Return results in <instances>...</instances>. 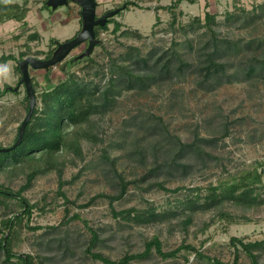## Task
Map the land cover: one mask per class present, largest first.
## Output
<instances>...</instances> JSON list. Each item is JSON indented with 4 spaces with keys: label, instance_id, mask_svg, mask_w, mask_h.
Wrapping results in <instances>:
<instances>
[{
    "label": "rangeland",
    "instance_id": "rangeland-1",
    "mask_svg": "<svg viewBox=\"0 0 264 264\" xmlns=\"http://www.w3.org/2000/svg\"><path fill=\"white\" fill-rule=\"evenodd\" d=\"M11 1L27 7L28 12L23 21L13 19L0 23V56L13 53L19 57L24 51L27 52L24 58L30 55L46 58L48 52L58 48L59 42L71 39L83 30L85 14L77 33L73 29L78 22L68 15L70 8L71 13H75V10L78 12L79 5L70 6L62 0ZM97 1L98 13L116 9H120V12L112 17L108 28L102 30L99 37L101 41L94 48L91 49L89 41H85L57 64L47 68L30 67L37 93L71 75L104 85L109 77L110 59L121 57L129 45L140 47L144 54L163 49H168L170 54L174 47L184 58L197 63V54L211 38V33L205 26L197 28L198 24L195 26L197 29L185 33L181 31L180 25L192 23L197 16L205 22L208 12L216 15L214 28L218 37L242 38L244 41L255 37L264 39V0H196L195 3L182 0L176 6L172 5L176 0ZM169 5L172 8H166ZM174 14L177 19L175 31L171 28ZM116 21L122 25L117 31L114 30ZM33 33H38L39 37L31 39L30 34ZM174 40L178 45L173 44ZM234 58L233 63L238 64L242 57ZM64 65L66 69H63ZM21 75L17 60L0 62V86H19V92L11 90L0 98V146L3 147L14 142L18 127L28 112L26 86L19 84ZM198 80L199 76L190 73L181 79L173 78L171 85L152 86L145 91H124L109 111L95 115L103 141H83L85 158L81 160L75 157L76 163L69 161L64 169L63 178L67 183L63 189L71 202L66 203L57 193L59 175L56 171L38 175L22 194L30 203L38 205L33 208L30 218H24L25 225L29 226L24 225L14 237V251L33 254L37 264H106L92 258L87 252L92 237L88 227H92L100 234L93 251L102 252L113 260L127 252L143 250L144 242L158 235L165 250L174 249L183 243L192 244L206 255L231 264L235 258L232 236L244 241L263 240L264 205L248 211L247 214L252 217L248 222L237 218L229 223L228 219L218 216L219 207L196 211L186 230L180 222L185 217L182 212L184 208H178L177 205L187 194H192L188 188L199 186L203 200L209 193L210 185L233 182L256 166L261 171L263 167L260 164L264 163V79L234 78L232 82L223 83L211 92L202 90L197 84ZM139 107L162 115L170 132L179 135L184 142L193 141L196 132L200 136L216 137L217 140L212 144L204 145L211 154L206 156L207 165L202 166L200 159L193 154L188 161L195 166L187 174L161 171L142 178L151 164L139 165L126 157L132 135L126 120ZM105 148L116 158V167L125 177L135 180L126 195L114 202L117 210L129 207L143 210L155 206L157 211L178 209V215L170 221L146 225L113 216L109 200L104 197L82 206L98 193L117 191L110 183L109 177L113 172L101 157ZM26 178L24 173L10 174L7 169H0V184L12 189L14 195ZM157 180L165 181L164 185L169 189L181 185L186 188L178 192L167 191L155 184L151 185ZM261 191L264 197V190ZM7 201L8 205L0 202V220L23 210L15 196ZM223 207L226 211V208L235 209L228 201ZM239 211L236 210L237 213ZM76 213L80 214V218L69 220ZM205 224H208L206 228ZM31 226L40 228L33 229ZM259 252L260 262L264 264V249ZM239 254V264H250L244 251L241 250ZM0 264L21 263L16 258L11 262L5 261V255L0 250ZM132 264L213 263L197 258L194 251L183 249L176 258L162 259L154 253L150 258L133 261Z\"/></svg>",
    "mask_w": 264,
    "mask_h": 264
},
{
    "label": "trees",
    "instance_id": "trees-1",
    "mask_svg": "<svg viewBox=\"0 0 264 264\" xmlns=\"http://www.w3.org/2000/svg\"><path fill=\"white\" fill-rule=\"evenodd\" d=\"M182 0H176L172 5ZM195 3L196 0H188ZM172 5L166 8H172ZM264 6V3L263 5ZM27 7L22 4L10 1H0V23L9 19L23 21L27 14ZM173 12V10H172ZM232 15L233 13L229 11ZM228 13V14H229ZM114 17V16H113ZM113 21L110 17L105 25H98L95 28L96 38L99 39L103 29H107ZM176 16L171 21V28L175 31L177 27ZM217 23L216 15L208 12L205 22L201 17L194 18L192 23L180 25L181 31L187 33L196 24L205 26L211 33V38L207 40L198 52V61L192 62L184 58V55L172 47L169 54L168 49L150 51L144 54L140 47L129 45L119 58L110 59L109 77L104 85L93 83L92 81L80 80L79 77L71 75L61 78L58 84L37 93L35 85L32 84L36 92V105L31 119L26 125L23 137L19 143L20 125L14 142L7 146H0V169H7L10 174H26V182L13 193L12 189L0 184V202L8 205V199L16 197L23 210L14 213L0 220V250L5 255V261L11 262L16 258L21 264H37L36 258L31 253H17L14 251L13 239L20 229L25 225L24 218H30L33 208L38 204L30 203L22 195L28 189L33 180L40 174L56 171L59 175L58 195L62 196L66 203L71 202L67 193L63 189L67 181L63 178L64 169L69 161L76 163L75 157L83 160L85 158L83 141L99 143L103 141L99 124L94 118L95 115L104 114L115 103V100L124 91L138 90L145 91L152 86L162 87L163 84H172L173 78L185 77L187 74L199 76L197 84L201 89L211 92L223 83H230L236 79H252L255 77L264 79V39L255 37L244 41L241 39H231L229 37H218L214 28ZM121 23L116 21L114 30L121 28ZM196 28V29H197ZM39 37L38 33L30 34L31 39ZM69 40V39H67ZM65 40V41H67ZM100 40V39H99ZM101 41V40H100ZM244 41V42H243ZM190 43V41H188ZM173 44L178 45L176 41ZM29 46V45H27ZM192 47V43L190 44ZM56 50V49H55ZM47 53L46 58L54 55V52ZM27 52H21L20 56L13 53L0 56V62L17 60V69L21 72L20 61L24 59ZM244 54V55H243ZM238 64L233 63L234 57L240 56ZM57 64V63H56ZM66 69V65L63 66ZM233 71H229V70ZM22 77V75H21ZM19 92L15 87L6 84L0 86V98L9 91ZM26 109H29L30 97L26 90ZM130 146L126 152V157L132 159L139 165L151 164L148 172L142 178H147L150 174L164 172L173 174L181 172L187 174L195 164L188 161L191 155L200 159L202 166H206V156L211 154L205 150L204 145L212 144L216 137L208 138L200 136L196 132L195 138L191 142H184L179 135L170 132L169 126L162 115L155 111L139 107L130 114ZM70 155V157H69ZM103 163L109 165L113 172L110 175V183L117 190L114 193H98L82 206H88L99 197L109 200L112 214L115 217H122L136 223L152 224L163 221H170L178 215V209L157 211L155 206L138 209L129 207L117 210L114 202L122 199L128 192L130 184L135 180H129L122 171L116 167V158L112 157L105 148L101 155ZM263 170L259 171L258 166L247 171L240 178H235L230 183H220L210 185L209 193L201 196L200 187L188 188L190 193L186 198L179 200L178 208L183 209L185 216L180 222L186 230L194 219V213L198 210H208L219 207L217 213L220 218L228 219L230 223L245 220H252L247 213L250 210L261 208L264 205V163L260 164ZM108 176V175H107ZM165 181L157 180L151 182L167 191L178 192L185 185L169 189L164 185ZM228 201L235 209L227 211L223 209V204ZM188 209V211H186ZM229 210V211H228ZM232 212V213H231ZM80 218V214H74L69 220ZM208 225V224H207ZM205 224V228L207 227ZM29 226V224L25 225ZM38 229L40 226H31ZM91 232V244L87 252L94 259L103 261L106 264H132L133 261L150 258L154 253L162 259H171L179 256L181 250L194 251L199 259H207L213 264H230L218 258L211 257L203 253L192 244L183 243L178 247L165 250L162 240L158 235H154L144 242V249L136 252H127L119 259L113 260L102 252L93 251L97 244L99 232L88 227ZM231 244L235 247V258L231 264H239L240 254L244 251L250 259V264H261L260 250L264 249V239L255 241H244L232 236Z\"/></svg>",
    "mask_w": 264,
    "mask_h": 264
},
{
    "label": "water",
    "instance_id": "water-1",
    "mask_svg": "<svg viewBox=\"0 0 264 264\" xmlns=\"http://www.w3.org/2000/svg\"><path fill=\"white\" fill-rule=\"evenodd\" d=\"M74 1L82 6L83 17L84 14L86 17L83 30H81L75 37L64 42H59L58 48L55 50L54 55L50 58H41L38 56L30 55L20 61L22 77L20 79L19 84H25L30 100H29L28 112L20 125L19 138L17 143H19L23 137L26 125L28 124L34 112L36 100H37L36 92L32 84V77L30 75V67L47 68L51 65L59 63L75 47H77L78 45L82 44L85 41H89L91 49L94 48V46L100 42V40L96 38V32H95L96 26L105 25L110 17H113L120 12V9H116V10L108 11L102 16H98L97 0H74ZM62 2L68 3V0H62ZM15 89H19V86L17 85Z\"/></svg>",
    "mask_w": 264,
    "mask_h": 264
},
{
    "label": "crops",
    "instance_id": "crops-1",
    "mask_svg": "<svg viewBox=\"0 0 264 264\" xmlns=\"http://www.w3.org/2000/svg\"><path fill=\"white\" fill-rule=\"evenodd\" d=\"M79 5V7H78V12L75 10L74 12L75 13H71L72 12V10H70L69 9V11H70V14H69V11H68V15L69 16H72V17H74V19H76V21L78 22L77 23V25L75 26V28L73 29V31L74 30H76V33L80 30V28L82 27L81 26V21H82V19H83V14H82V6L80 5V4H75V3H70L69 5L71 6V5ZM76 9V8H75ZM69 18V17H68ZM9 20H13V19H9ZM14 20H16V19H14ZM69 20V19H68ZM78 30V31H77ZM10 61V60H9ZM8 62V61H7ZM7 62H2V63H7Z\"/></svg>",
    "mask_w": 264,
    "mask_h": 264
},
{
    "label": "flooded vegetation",
    "instance_id": "flooded-vegetation-1",
    "mask_svg": "<svg viewBox=\"0 0 264 264\" xmlns=\"http://www.w3.org/2000/svg\"><path fill=\"white\" fill-rule=\"evenodd\" d=\"M72 2H74L75 3V1L74 0H68V4H70V3H72ZM77 3V2H76ZM98 5V4H97ZM48 5H46L45 7L46 8H48L49 10H51L50 8H49V6L47 7ZM106 12H108V11H105V12H102V13H98V16H102L103 14H105ZM81 29V28H80Z\"/></svg>",
    "mask_w": 264,
    "mask_h": 264
}]
</instances>
